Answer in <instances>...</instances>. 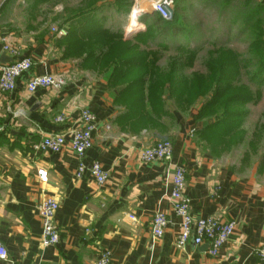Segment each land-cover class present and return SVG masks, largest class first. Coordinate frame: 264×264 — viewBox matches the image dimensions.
I'll list each match as a JSON object with an SVG mask.
<instances>
[{
    "label": "crops",
    "instance_id": "obj_1",
    "mask_svg": "<svg viewBox=\"0 0 264 264\" xmlns=\"http://www.w3.org/2000/svg\"><path fill=\"white\" fill-rule=\"evenodd\" d=\"M24 1L35 0H0V55L3 45L17 47L21 58L33 63L28 78L61 76L66 85L59 91L28 94L22 77L13 92H0V244L9 261L0 264H96L102 251L110 253V264H261L254 251L264 244V172L225 164V157L201 138L203 127L194 120L195 112L186 118L166 106L156 125L135 127L137 122L116 102L121 88L112 85L109 71L89 68L81 58L70 56L69 43L51 34L54 26H32L16 11ZM102 4L96 5L98 11ZM84 109L97 123L83 162L102 167L108 175L103 186L87 172L76 178L79 159L69 148L67 133L78 126ZM58 116L64 117L62 125L55 122ZM57 133L67 134L59 153L34 149ZM162 138L171 141V161L142 163L140 151ZM176 166L186 172L185 195L193 218L236 225L217 257L208 254L207 244L175 247L179 220L169 195ZM39 171L45 172V181ZM48 198L58 204L54 223L59 242L43 248L37 207ZM156 212L169 221L161 239L151 234Z\"/></svg>",
    "mask_w": 264,
    "mask_h": 264
},
{
    "label": "trees",
    "instance_id": "obj_2",
    "mask_svg": "<svg viewBox=\"0 0 264 264\" xmlns=\"http://www.w3.org/2000/svg\"><path fill=\"white\" fill-rule=\"evenodd\" d=\"M51 0H35L31 4L34 6L38 3H49ZM123 0H114L115 6L123 7ZM98 1L87 0L84 5L80 6L79 14L94 13L90 10L97 9L95 6ZM174 19L170 22L164 21L159 16H155L154 24L160 28L161 37L163 31L166 37L179 34L180 29L176 30V24L180 22L177 13L184 11L183 0H174ZM223 10L234 14L239 21L242 20L246 35L251 38L248 44L247 55L253 59L257 56L256 74H264V6H258L248 10L252 0H244L242 2L245 12L241 9L232 8L230 0H224ZM126 6V5H125ZM87 9V10H85ZM263 15H259V14ZM93 15L81 17L80 21H76L77 25H73L68 29V35L64 38L63 44L69 43L68 54L72 57L82 59L89 68L99 67L105 71H109V79L113 86L121 88L116 102L125 109L126 114L137 122L136 126H154L155 119L165 116L166 102L174 100L178 109L186 105L190 107L200 101L202 104L197 108L194 114V120L202 124L200 132L201 138L211 143L217 138L228 137L230 140L238 133V127L242 124V118L245 116V104L252 100V92L247 88L239 87L241 84L240 73L249 67L241 66L239 60L240 55L234 51L211 45L210 49L205 50L206 53V69L212 74V88L208 93V89L204 90L199 97V77L191 80L189 77L182 76L185 69L190 65H194L196 60V49L179 47L175 51H183L181 57L172 58L169 63L172 67L169 72L165 73L155 68V64L160 59L153 55L152 58L144 59L143 52L136 51L135 47L127 50L134 55L129 56L126 52H119L118 46L122 48L127 41L123 40L122 34L109 32L103 27V19H98ZM103 18V17H101ZM183 20V19H182ZM225 20L230 22V18L226 15ZM140 37L135 36L133 40ZM96 47V45H98ZM161 47V45H160ZM163 50H168V46H162ZM224 49L225 51H222ZM79 54L81 57L76 56ZM246 55V56H247ZM247 59L244 58V61ZM141 69H138V68ZM185 68V69H184ZM140 73V74H138ZM196 74H191L194 76ZM168 76V77H167ZM28 77H26L27 80ZM147 78V82L145 79ZM254 80H257L256 78ZM260 84V83H259ZM167 89L168 98L163 97ZM243 91H242V90ZM209 95V96H208ZM211 118L212 122L202 121ZM144 127V128H145ZM237 141V140H236ZM231 149V148H229Z\"/></svg>",
    "mask_w": 264,
    "mask_h": 264
},
{
    "label": "rangeland",
    "instance_id": "obj_3",
    "mask_svg": "<svg viewBox=\"0 0 264 264\" xmlns=\"http://www.w3.org/2000/svg\"><path fill=\"white\" fill-rule=\"evenodd\" d=\"M96 1H98L97 4H99L100 1L103 3L102 9L99 11L98 9L93 10L92 7L90 10L94 13L100 12L104 17L101 18L99 16L100 13L95 14L94 17L103 19L102 25L107 31L114 33L118 32L122 34L123 40L127 41L126 44L121 43L124 45L122 48L119 46L117 47L119 52H126L129 56H133L134 54L127 50V47H135L136 51L140 53L143 52L142 58L144 59H149L152 58L153 55H156L160 61L159 66L155 64V68L167 73L172 67L169 64L172 61L171 59L179 58L184 54L181 50L176 52V48L189 47L191 49H196L198 52L194 65H190L187 69L184 68L185 70L182 76L189 77L191 80H196L199 77L200 98L204 90L208 89V93L211 91L212 83L214 82L212 74L205 67V50L210 49L211 45L230 49L234 51V53L237 52L241 57L239 60L240 65H250L246 67L239 76L242 85L239 84L238 86L247 88L252 92V100L245 104L246 107L244 111H246V114L242 118L241 126L238 127V133H236L232 140L228 137H217L211 143L210 147L216 155L225 157L223 162L232 165L234 169L240 171L253 169L260 174L263 173L264 74H256L258 58L254 56L253 59H251L250 56L247 55L248 44L251 38L249 35H246L242 20L238 22L239 18L223 10L224 0H183L184 11L177 13L180 22H178L175 27L176 30L180 29L181 31H179V34L175 35V32L172 30L174 34L170 37H166L164 31L161 37L158 36L161 31L160 28L153 23L156 17L152 16L150 4L146 0H123L121 3L124 5V10L123 7L118 5L115 6L114 0ZM243 1L244 0H230L231 5L229 6V10L238 8L241 9L242 13L245 12L242 6ZM252 1L253 3L249 4L250 6L248 7L250 11L251 8H255L257 5L264 6V0ZM48 2L49 3H38L34 6L27 1L20 2V4H17L16 11L23 14V17H26L30 23H32V26H46L49 29L54 26L55 31H63L64 34L60 37L57 33L52 31L53 28L50 30L54 37L56 35L63 39L68 35V30L66 29L68 26L67 24H69L70 28L73 25H77L76 21H80L82 19L81 17H89L94 14H79V10H82L80 6L84 5V2H87V0H51ZM133 6H135L137 10L143 11L138 19L140 27L136 31H133V28L138 26L136 21L137 13L133 12L131 16V9ZM144 12L146 13L143 14ZM110 14H112L111 17ZM263 14L261 13L259 15ZM175 15L176 14L173 15V19ZM226 15L230 18V22L225 20ZM135 36L140 38L133 40ZM160 45L161 47L163 45L166 47L168 46V50H163ZM97 46H99V44L96 45V47ZM12 48L18 51L21 57V51L17 47ZM222 51L225 50L222 49ZM75 55L81 57L78 53ZM244 58L247 60L244 61ZM94 68L104 71L99 67ZM138 69L141 68L139 67ZM191 74L196 75L190 76ZM61 78L65 79L64 77ZM255 78L257 80H254ZM202 103L203 101H200L197 103V106L195 104L191 107L190 105H186L183 108L187 107V109H178L175 101L171 99V101L168 100V102H166V105L170 107V110L176 109V112L187 118L191 116L192 112L199 111L197 108ZM202 121H208V123L212 122L211 118Z\"/></svg>",
    "mask_w": 264,
    "mask_h": 264
},
{
    "label": "built area",
    "instance_id": "obj_4",
    "mask_svg": "<svg viewBox=\"0 0 264 264\" xmlns=\"http://www.w3.org/2000/svg\"><path fill=\"white\" fill-rule=\"evenodd\" d=\"M151 7V11L165 21H171L173 18L172 0H146ZM137 11L136 21L140 18L142 11L137 10L135 6L131 9V16ZM140 27V26H139ZM55 32V31H54ZM59 36L64 34L63 31L56 32ZM2 53L8 55L12 62L0 67V92H13L16 88V81L22 77H28V73L33 67L29 58H21L19 52L8 45H3ZM66 85L65 79L52 75L35 76L27 78L25 91L32 94L38 89H51L59 91ZM55 122L62 125L64 117L58 116ZM96 117L89 110H81L79 113L78 126L71 129L69 136V148L71 152L79 159L76 170V178L80 179L85 172L94 180V182L103 186L107 179V173L98 163H92L86 166L83 159L92 148V134L96 128ZM3 128L0 124V133ZM66 133H57L44 138L37 146L36 151H46L50 153H59L66 144ZM193 134V132H192ZM140 160L142 163L150 164L153 162L169 163L172 159V144L167 138L157 141L153 146L147 147L140 151ZM185 169L180 166L173 168L171 178V192L169 195L170 204L175 217L179 220V235L175 242L177 249H182L187 243L192 242L196 246L207 244L208 254L211 257H217L219 251L231 240L235 223L221 222L217 219H195L190 214V200L185 195ZM38 176L41 180H46L45 172L39 171ZM58 210V204L53 199H45L37 207V213L41 221L40 243L43 248L53 247L59 242V232L54 223V217ZM135 222L133 216L128 217ZM169 221L166 216L156 212L151 220V234L154 239H161ZM255 258L264 264V244L260 245L254 251ZM0 260L9 262L7 252L0 244ZM111 257L108 251H102L96 264H110ZM9 264H12L11 262Z\"/></svg>",
    "mask_w": 264,
    "mask_h": 264
},
{
    "label": "water",
    "instance_id": "obj_5",
    "mask_svg": "<svg viewBox=\"0 0 264 264\" xmlns=\"http://www.w3.org/2000/svg\"><path fill=\"white\" fill-rule=\"evenodd\" d=\"M11 62H12V59L9 56H7L5 53H2L0 55V63H1V65H5V64L11 63ZM202 249L206 250L207 247H203Z\"/></svg>",
    "mask_w": 264,
    "mask_h": 264
}]
</instances>
